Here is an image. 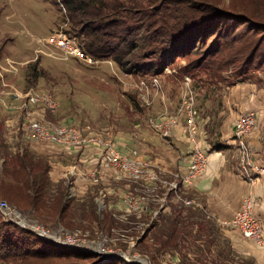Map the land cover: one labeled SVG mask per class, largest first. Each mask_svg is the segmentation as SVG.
<instances>
[{
	"label": "rangeland",
	"instance_id": "1",
	"mask_svg": "<svg viewBox=\"0 0 264 264\" xmlns=\"http://www.w3.org/2000/svg\"><path fill=\"white\" fill-rule=\"evenodd\" d=\"M204 1L214 3L219 10L233 16L264 21V0ZM64 17L65 10L59 3L54 6L45 0H0V64L6 69L2 71L4 84L0 80V202H5L12 210V213L0 210L1 222H8L4 216L7 213L12 215L8 218L21 221L29 228L39 226L62 239L72 234L75 240L101 252L95 253L97 261L114 257L113 264L116 261L135 264L140 260L142 264H257L251 247L239 240L237 234L241 233L230 225L231 219L217 220L215 214L208 211L205 201L188 189L193 182L188 183L185 179L189 174L191 155L184 172L169 173L167 179L133 149L144 164L143 179H127L115 174L108 195L96 189L100 180L90 182L91 187L83 185L78 192L69 181L50 184L45 158L32 152L24 128L26 114L43 123H72L83 134L95 133L115 142L125 154L123 146L126 143L138 147L143 138L156 137L162 141L169 138L154 128L156 123L167 121L162 120V109L156 106L158 99L153 103L150 97L157 94V83L153 88L141 86L140 80L148 85L152 83L148 79L150 76L126 75L111 60H95L90 56L98 64L86 65L73 58L66 59L58 50L44 44L51 34L68 29ZM252 23L236 25L228 21L216 34L211 31L207 38L196 43L193 54L177 59L169 67L176 70L167 75L171 78L162 79L161 86L166 87L169 103L176 109L185 88L184 76L189 78L187 84L195 96L197 133L203 119L212 136L219 138V129L230 123L237 107L249 106L253 113H263H254L255 126L246 139L264 140V30H252ZM257 42L261 47L252 59L257 66H243L244 57ZM219 46L224 47L226 53H236L238 60L227 65L221 74L215 75L216 78L207 77L201 71L193 70L188 74L183 70L186 63L204 58ZM227 57L224 51L223 61H227ZM157 80L161 83V79ZM29 90L50 94L58 103L56 112L52 113L42 105H31L27 110L24 99L10 95L14 91ZM238 116L232 117L233 136ZM180 119L185 120V117ZM246 146L247 154H250L249 146ZM22 154L27 155V163L33 158L31 174H46L47 185L36 205L30 203L33 193L27 170L20 167L21 163L16 165V160L10 161ZM149 174L151 181H147ZM127 184H134L136 189L125 187L126 191H123L121 186ZM151 224L155 227L142 240L144 231ZM259 226L264 232L261 222ZM36 248H45V245L36 244ZM70 252L61 258L39 255L10 264L96 262L91 258L76 259L78 255Z\"/></svg>",
	"mask_w": 264,
	"mask_h": 264
},
{
	"label": "trees",
	"instance_id": "2",
	"mask_svg": "<svg viewBox=\"0 0 264 264\" xmlns=\"http://www.w3.org/2000/svg\"><path fill=\"white\" fill-rule=\"evenodd\" d=\"M45 1L54 6L58 3L63 6L64 21L68 24V29L64 32L75 39L85 54L95 60L113 61L126 75L141 78L148 75L151 81L161 75L167 67L172 66L177 59L193 54L196 43L201 42L202 38H207L213 30L214 34L217 30L221 31L228 21L236 25H250L254 22L252 30H264V21H254L243 15L233 16L219 10L214 3L204 0ZM260 47L261 43L257 42L248 56L244 57L243 66H257L252 59L256 58ZM224 51L225 56H228L227 61H223ZM237 60L236 53H226L225 48L219 46L208 52L204 58L186 63L183 70L188 74L193 70L201 71L207 77L216 78V74H221L227 65L231 66ZM217 149H221V146L218 145ZM26 158L27 155L22 154L20 157L10 158V161L16 160V165L21 163L20 167L29 173L27 179L30 178L29 187L31 194L33 193L30 203L36 205L39 203L41 191L47 185L46 174H31L30 165L32 166L33 158H29L28 163ZM27 164L29 166H26ZM154 227L155 224H151L149 229L144 231L142 240ZM32 238L36 241L30 240ZM40 239L14 223L1 222L0 218V264H10L15 260L39 255L45 258H61L72 253L70 251L78 255L76 259H94V264L114 263V257L97 261V255L94 253L76 251ZM36 244H43L45 248H36ZM29 245L31 246L28 247ZM116 264L123 263L116 261Z\"/></svg>",
	"mask_w": 264,
	"mask_h": 264
},
{
	"label": "crops",
	"instance_id": "3",
	"mask_svg": "<svg viewBox=\"0 0 264 264\" xmlns=\"http://www.w3.org/2000/svg\"><path fill=\"white\" fill-rule=\"evenodd\" d=\"M172 72L176 73V70L173 67H167L161 75L154 78L158 86L157 94L155 96L151 94L150 97L153 103L158 99L156 106L161 107L160 112L164 109L175 110L169 103L166 87L162 88L161 86L164 82L162 79L171 78L167 75ZM186 78L188 77L184 76V79ZM157 79H161V83ZM237 108L234 117L237 114L240 115L252 110L249 106ZM255 112L258 115L263 113L261 111ZM204 113L205 111H202V114ZM232 117L233 114L231 116L233 120L234 117ZM201 120L196 136V146L207 155L206 165L201 175L193 180L188 189L196 196L201 197L205 201L208 211L215 214L217 220L222 221H229L233 214L240 209L243 201L250 200L253 203V215L264 227V172L253 170L255 167L264 169V140L255 137L246 139L245 142L249 146L250 154L243 157L239 144L233 136L232 120L219 129V131L221 130L219 138L218 135L212 136L205 124L206 121ZM113 144L118 152L125 154L118 149L115 142ZM218 145L221 146V149H217ZM30 146L35 155H41L45 158L49 166L50 184L69 181L72 188L78 192L80 191L78 189L83 185L91 187L89 185L92 183L90 178L97 175L100 183L96 189L105 191L106 195L112 190L109 186L112 181H115V174L104 167L99 153L94 149L59 151L52 145H34L33 142L30 143ZM130 146L132 145H128V143L123 146L127 154L136 149L142 159H147L150 166L164 174L163 177L167 179L170 178L169 173L181 174L184 172L189 155L194 148V144L185 134L183 119L179 120L167 140L162 141L156 137L143 138L142 147ZM97 171L100 173L97 174ZM125 187L136 189L134 184L123 185L121 189L126 191ZM237 235L239 240L247 242V245L251 247V254L256 263L264 264V246H258L249 240L246 241L239 233Z\"/></svg>",
	"mask_w": 264,
	"mask_h": 264
},
{
	"label": "built area",
	"instance_id": "4",
	"mask_svg": "<svg viewBox=\"0 0 264 264\" xmlns=\"http://www.w3.org/2000/svg\"><path fill=\"white\" fill-rule=\"evenodd\" d=\"M37 41L39 43L42 42L40 39ZM44 44L58 50L63 56H65L66 59L73 58L80 62L82 61L86 65L98 64V62L93 60L89 55L85 54L74 42V40L67 36V34L62 30L51 34L46 41L44 40ZM2 71H6V69L0 64V80L4 84ZM187 82H189L188 78L185 79V88L182 92V95L180 96V100L176 109L174 111L164 109L161 113L163 115L162 120L167 121L156 123L154 128L156 131L160 132L163 137L168 138L170 137L174 126H176L179 122L178 120L181 117H185V133L190 142L194 144V148L190 153L192 158L189 174L185 177L187 182L191 183L203 172L206 165L207 155L202 149L196 146L197 111L195 109V96L194 92L189 87V83L187 84ZM156 83L157 81L153 80L150 86H156ZM141 86L150 88L143 81L141 82ZM10 95L13 98L24 99L25 102L23 104L26 105L25 109L27 110L29 107H31V105H42L52 113H55L58 109L57 101H55L54 98L48 93H39L29 90L22 93L14 91ZM146 101L148 103V100ZM255 122V115L251 111L240 114L236 119L234 136L235 140L239 144V148L241 149L243 157L248 155L245 140L253 130ZM24 124L28 139L33 143L50 144L56 147L59 151L80 149L85 146V148H91L98 152L104 167L116 174L117 177L125 176L127 179H143L144 164L137 158L136 151H131L129 154H122L115 149L112 141H107L105 140L106 138L98 136L95 133L83 134L84 132L82 133L80 129L69 122L59 124L43 123L37 119L31 118L30 114H26ZM243 170H245L244 167ZM253 170L256 172H264V169L260 167H255ZM91 179L92 183L99 182V177L97 175L93 176ZM151 179L152 176L150 175L147 181H151ZM0 210L12 213V210H10L6 206V203L2 201L0 202ZM4 216L7 217L8 222L14 223L21 228L29 230L42 240L50 242L54 245L78 249L94 254L99 252V250L75 240L76 237L72 234H67L65 235L64 239H62L57 235H51L42 227L35 226L34 228H29L21 221L18 222V220H14V218H8V216L12 215H7V213L4 214ZM230 225L232 228L238 230L245 239L254 242L258 246H264V236L259 226L260 222L253 215V203L250 200L243 201L240 209L233 214L230 220Z\"/></svg>",
	"mask_w": 264,
	"mask_h": 264
},
{
	"label": "water",
	"instance_id": "5",
	"mask_svg": "<svg viewBox=\"0 0 264 264\" xmlns=\"http://www.w3.org/2000/svg\"><path fill=\"white\" fill-rule=\"evenodd\" d=\"M126 260V259H125ZM127 262H129L128 260H126ZM136 263H141L140 261H137ZM142 264V263H141Z\"/></svg>",
	"mask_w": 264,
	"mask_h": 264
},
{
	"label": "bare ground",
	"instance_id": "6",
	"mask_svg": "<svg viewBox=\"0 0 264 264\" xmlns=\"http://www.w3.org/2000/svg\"><path fill=\"white\" fill-rule=\"evenodd\" d=\"M141 261V260H140Z\"/></svg>",
	"mask_w": 264,
	"mask_h": 264
}]
</instances>
